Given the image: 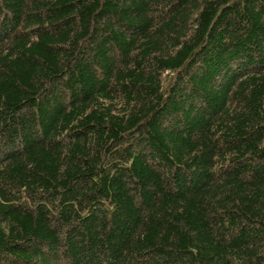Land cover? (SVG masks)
<instances>
[{
	"label": "trees",
	"instance_id": "1",
	"mask_svg": "<svg viewBox=\"0 0 264 264\" xmlns=\"http://www.w3.org/2000/svg\"><path fill=\"white\" fill-rule=\"evenodd\" d=\"M0 264H264V0H0Z\"/></svg>",
	"mask_w": 264,
	"mask_h": 264
}]
</instances>
